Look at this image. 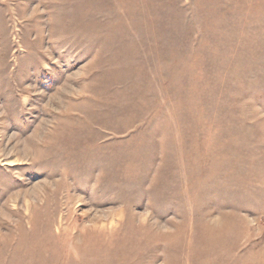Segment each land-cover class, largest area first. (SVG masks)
I'll return each mask as SVG.
<instances>
[{
	"label": "rangeland",
	"instance_id": "1",
	"mask_svg": "<svg viewBox=\"0 0 264 264\" xmlns=\"http://www.w3.org/2000/svg\"><path fill=\"white\" fill-rule=\"evenodd\" d=\"M0 264H264V0H0Z\"/></svg>",
	"mask_w": 264,
	"mask_h": 264
}]
</instances>
